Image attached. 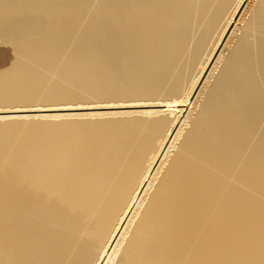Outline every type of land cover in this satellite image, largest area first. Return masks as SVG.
<instances>
[{"label":"bare ground","instance_id":"bare-ground-1","mask_svg":"<svg viewBox=\"0 0 264 264\" xmlns=\"http://www.w3.org/2000/svg\"><path fill=\"white\" fill-rule=\"evenodd\" d=\"M249 1L0 0V264H264Z\"/></svg>","mask_w":264,"mask_h":264},{"label":"rangeland","instance_id":"rangeland-1","mask_svg":"<svg viewBox=\"0 0 264 264\" xmlns=\"http://www.w3.org/2000/svg\"><path fill=\"white\" fill-rule=\"evenodd\" d=\"M257 1H258V0H250V1H249L250 3H248V5L245 7V9H244L245 11L243 12L241 18L239 19V21H237V24L235 25V26H237L236 29H234V32H235L234 34H235V35H236L237 32H238V33L240 32V28H243V26H241V25L244 23L243 20L245 21V19L248 18V14L250 13V10H252V8H253L252 6L255 5V4L257 3ZM255 2H256V3H255ZM249 4H250V5H249ZM247 7H248V8H247ZM249 8H250V9H249ZM246 15H247V16H246ZM227 16L229 17V14L226 15V17H227ZM226 17L224 18V20L222 21V24H221L220 26H223V25L225 24L224 22L227 20ZM241 20H242V21H241ZM240 21H241V22H240ZM242 22H243V23H242ZM238 23H239V24H238ZM241 23H242V24H241ZM239 27H240V28H239ZM219 29H220V28H219ZM217 34H218V32L215 33V35H217ZM234 34H233L232 38H234V36H235ZM214 38H215V37H214ZM232 38H231V39H232ZM232 40H233V39H232ZM229 43H232V42H229ZM188 109H189V108H188ZM188 111H189V110H187V109L184 111V113H183V117L186 116V114H188ZM186 112H187V113H186ZM191 112H193V110H192ZM183 119H184V118L181 119V122L183 121ZM182 123H183V122H182Z\"/></svg>","mask_w":264,"mask_h":264}]
</instances>
